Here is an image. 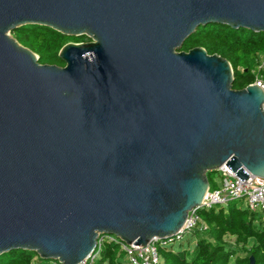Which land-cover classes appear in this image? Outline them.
Here are the masks:
<instances>
[{
	"label": "water",
	"instance_id": "1",
	"mask_svg": "<svg viewBox=\"0 0 264 264\" xmlns=\"http://www.w3.org/2000/svg\"><path fill=\"white\" fill-rule=\"evenodd\" d=\"M209 24L264 33V0H0V255L174 239L207 172L264 178V92L181 50ZM25 25L89 41L42 65L10 36Z\"/></svg>",
	"mask_w": 264,
	"mask_h": 264
},
{
	"label": "trees",
	"instance_id": "2",
	"mask_svg": "<svg viewBox=\"0 0 264 264\" xmlns=\"http://www.w3.org/2000/svg\"><path fill=\"white\" fill-rule=\"evenodd\" d=\"M13 38L38 57L42 65L64 66L58 58L67 43L88 42L83 37H68L47 27L25 25L12 32ZM203 48L228 61L232 69L235 90L252 84L264 74V33L246 29H231L209 24L199 27L183 44L181 50ZM209 189H215L220 175L206 173ZM205 229L184 233L181 238L155 243L161 264H264V212L252 211L238 199L226 206L198 210ZM0 264H60L42 260L32 251L15 250L0 255ZM92 264H130L120 244L105 237Z\"/></svg>",
	"mask_w": 264,
	"mask_h": 264
},
{
	"label": "built area",
	"instance_id": "3",
	"mask_svg": "<svg viewBox=\"0 0 264 264\" xmlns=\"http://www.w3.org/2000/svg\"><path fill=\"white\" fill-rule=\"evenodd\" d=\"M252 84L260 87L264 92V74L256 76ZM217 172L220 175V178L217 180L218 186L215 189H208L202 204L188 213L187 219L182 227V235H178L175 238L179 239L184 233H189L196 229H205L198 215V210L202 208L226 206L231 201L241 199L244 205L250 210L264 212V178L247 173L248 178L242 181L225 165L220 167ZM105 237H110L120 244L130 264H161L157 255L155 243H150L145 246L134 244L126 245L112 236L101 237L98 241L96 251L80 264H92L101 242Z\"/></svg>",
	"mask_w": 264,
	"mask_h": 264
},
{
	"label": "rangeland",
	"instance_id": "4",
	"mask_svg": "<svg viewBox=\"0 0 264 264\" xmlns=\"http://www.w3.org/2000/svg\"><path fill=\"white\" fill-rule=\"evenodd\" d=\"M12 38H13V36L12 35H10Z\"/></svg>",
	"mask_w": 264,
	"mask_h": 264
}]
</instances>
